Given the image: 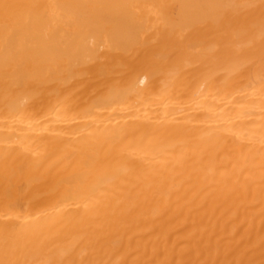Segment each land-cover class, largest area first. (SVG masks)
<instances>
[{
  "label": "bare ground",
  "instance_id": "obj_1",
  "mask_svg": "<svg viewBox=\"0 0 264 264\" xmlns=\"http://www.w3.org/2000/svg\"><path fill=\"white\" fill-rule=\"evenodd\" d=\"M0 264H264V0H0Z\"/></svg>",
  "mask_w": 264,
  "mask_h": 264
}]
</instances>
